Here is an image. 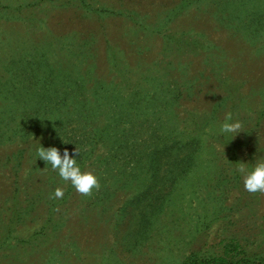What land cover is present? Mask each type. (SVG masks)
<instances>
[{
    "label": "rangeland",
    "instance_id": "rangeland-1",
    "mask_svg": "<svg viewBox=\"0 0 264 264\" xmlns=\"http://www.w3.org/2000/svg\"><path fill=\"white\" fill-rule=\"evenodd\" d=\"M257 160L264 0H0V264H264Z\"/></svg>",
    "mask_w": 264,
    "mask_h": 264
},
{
    "label": "clouds",
    "instance_id": "clouds-1",
    "mask_svg": "<svg viewBox=\"0 0 264 264\" xmlns=\"http://www.w3.org/2000/svg\"><path fill=\"white\" fill-rule=\"evenodd\" d=\"M243 124L240 120L233 119V113L227 111L224 116V121L220 126L222 134L231 133L232 138L242 131ZM77 155H80L79 149H75L70 156L69 151L65 148L63 154L54 146L40 147L36 150V157H39L46 164H50L53 170L58 171L59 177L69 182L71 186L82 196L90 197L93 194V189L99 191L101 185L98 178L90 170L81 171L77 165ZM243 180L244 189L251 193L264 194V160H257L249 170L244 163H241L237 168ZM63 197V189L57 187L54 195L50 199H59Z\"/></svg>",
    "mask_w": 264,
    "mask_h": 264
},
{
    "label": "trees",
    "instance_id": "trees-1",
    "mask_svg": "<svg viewBox=\"0 0 264 264\" xmlns=\"http://www.w3.org/2000/svg\"><path fill=\"white\" fill-rule=\"evenodd\" d=\"M241 260V263L236 262V264H248V260L241 258L239 259ZM223 259L221 257H216V258H197V257H193L191 259H189V261L186 264H217V263H223ZM227 263V262H226ZM227 264H234L232 262H228Z\"/></svg>",
    "mask_w": 264,
    "mask_h": 264
}]
</instances>
